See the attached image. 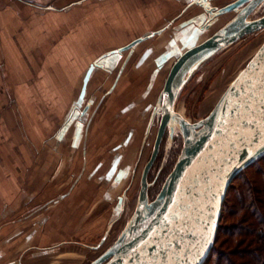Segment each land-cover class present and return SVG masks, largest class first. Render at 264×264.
I'll use <instances>...</instances> for the list:
<instances>
[{"label": "rangeland", "instance_id": "374dc122", "mask_svg": "<svg viewBox=\"0 0 264 264\" xmlns=\"http://www.w3.org/2000/svg\"><path fill=\"white\" fill-rule=\"evenodd\" d=\"M187 1L0 0V264H90L124 229L135 208L146 159L133 158L132 151L120 166L129 164L136 170L118 186H112L103 175L113 149L101 159H95L94 151H90L85 159L84 141L79 149L71 148L73 127L61 142L54 135L77 99L88 64L105 52L168 25L161 32L164 37L156 35L134 49L133 60L113 93L105 95L121 60L112 71L96 69L88 85L86 102L94 99L95 108L100 105L106 123L101 122L103 128L115 129L119 123L125 134L135 121L139 122L134 116L143 114L146 117L138 124L143 130L149 114L143 107L157 100L171 66L168 61L144 100L155 68L153 59L181 20L202 12L198 6H188ZM232 1L211 0V4L222 7ZM232 15L219 16L199 41L211 36ZM262 16L264 3L256 5L247 19ZM263 41L261 28L202 60L185 74L174 109L190 122L206 117ZM147 48L153 52L138 67V59ZM135 84V91H130ZM132 100L138 106L117 121L119 109ZM137 138L133 143L136 149L139 134ZM182 141L170 159L161 163L159 156L153 164L148 174V200L156 197L173 169ZM98 161L104 166L92 175ZM124 191L125 204L115 214L117 197ZM58 220H68V224Z\"/></svg>", "mask_w": 264, "mask_h": 264}, {"label": "water", "instance_id": "95a60500", "mask_svg": "<svg viewBox=\"0 0 264 264\" xmlns=\"http://www.w3.org/2000/svg\"><path fill=\"white\" fill-rule=\"evenodd\" d=\"M261 1L234 0L222 7L212 6L211 0L187 1L188 6H198L202 12L181 20L173 28L166 50L154 58L155 68L145 89L151 88L163 65L175 59L157 100L147 104L144 109H149L144 133L148 132L155 114L160 115L161 119L153 154L141 173L135 208L112 245L90 264H204L206 261L217 234L231 182L242 170L264 155V41L206 117L190 122L174 109V105L190 63L205 53H209L208 58L242 36L264 28V16L252 21L247 19ZM231 12L235 15L230 20L211 36L198 42L219 16ZM241 12L248 21L238 28H230V23ZM166 28L168 25L145 33L124 46L106 52L90 64L78 101L55 135L59 141L65 137L73 120V146H78L83 136V122L91 104L90 101L83 104V101L92 73L98 68L111 71L118 58L127 53L123 68L139 44L162 34ZM177 43L181 45L180 48ZM152 52L151 48L145 49L136 65H142ZM120 73L121 70L105 95L113 91ZM145 98L144 94L142 99ZM178 123L186 134L181 133ZM166 126L180 132L182 148L160 191L153 200H148L147 172ZM130 136L129 131L123 145ZM114 148L108 171L104 175L112 186L124 180L132 168L129 164L120 166L127 158L122 153L125 146L123 149ZM125 196L124 191L117 197L115 214L122 211Z\"/></svg>", "mask_w": 264, "mask_h": 264}, {"label": "trees", "instance_id": "16d2710c", "mask_svg": "<svg viewBox=\"0 0 264 264\" xmlns=\"http://www.w3.org/2000/svg\"><path fill=\"white\" fill-rule=\"evenodd\" d=\"M204 264H264V155L230 184Z\"/></svg>", "mask_w": 264, "mask_h": 264}, {"label": "flooded vegetation", "instance_id": "af4514ba", "mask_svg": "<svg viewBox=\"0 0 264 264\" xmlns=\"http://www.w3.org/2000/svg\"><path fill=\"white\" fill-rule=\"evenodd\" d=\"M264 3V0H262L257 6H262V4ZM239 14H242L244 18L245 17V14L243 12L239 13ZM238 14V15H239ZM235 15V14H234ZM234 15L230 16L229 17V20L231 19V17H233ZM228 21V20H227ZM226 21V22H227ZM181 22V21H180ZM179 22V23H180ZM225 22V23H226ZM169 27V26H168ZM161 36L164 37V34H160ZM167 42V41H166ZM166 42L162 45L163 46V49L161 50V52L164 50V47L166 45ZM201 42V40L199 41ZM178 44V43H177ZM161 46H158L155 48V50L157 51ZM160 52V53H161ZM133 58L132 57H129L124 65L123 68L122 67V64H123V59L121 60V65L119 66L118 70H117V73L118 71L121 70V73H120V77L118 80L121 79V77L123 76L124 74V71L125 69L127 68V65L129 64L130 61H132ZM175 59H171L169 63H172ZM168 63V61L166 62ZM166 63L163 65L162 69L164 68V66L166 65ZM114 66L110 69L111 71L113 70ZM153 68H154V59H153ZM101 69V68H100ZM102 70L106 71L105 69L102 68ZM160 70V72H161ZM159 72V73H160ZM152 74V72H151ZM117 75V74H116ZM115 75V77H116ZM129 77V75H127L125 78L127 79ZM158 77V76H157ZM115 80V78H114ZM114 82V81H113ZM113 82L111 83V85L109 86V88L105 91V94L106 92L110 89V87L112 86ZM119 84V83H118ZM136 85L138 84H135L133 85L132 89H130V91L134 92L136 88ZM117 83H116V86L115 88L117 87ZM152 86L153 84L150 85L151 88H148V90H145V95H146V98H147V95L148 93L150 92V90H152ZM147 87V86H146ZM114 88V89H115ZM113 89V91H114ZM146 89V88H145ZM112 91V92H113ZM87 94V92H86ZM90 101V107L86 113V118L84 119L85 121L83 122V130H82V133H83V137L81 138V142H82V139L84 140L85 142V152H87V148H86V143L89 142V140L92 142V151H94L93 153V157H95V159L99 158H103L105 155L107 154H110V152L112 151V149H115L114 147L117 148H120V149H123L124 146L127 147L129 145V141L123 145V141L125 139V136L127 135V133L130 131L131 133V136L130 138H134L135 140L138 139V134L140 135V138H139V141H138V148L135 149L134 151V158L137 159V160H141V159H146V162L144 163L143 167H142V170L144 169V167L146 166L147 162L150 160L152 154H153V146H154V140H155V136H154V133H153V127L155 126V121L158 123H156V125L159 126V122H160V115H157L155 114L153 117H152V121H151V125H150V128L148 130L147 133H144L145 131V127L143 128L142 127V131L140 130V128L135 125L134 127L132 126L131 128H129L127 131H125V134L122 132V128L119 127V123L117 124L118 126L115 127V129H108V126L107 127H102L104 124L106 125V123H104V120H102V115L100 114V110H99V107L100 105L95 108L96 106H94V103H95V100L94 99H89L87 102ZM133 102H136V101H130L124 105H122V107L119 109L120 110V113L122 114H117L115 116V119L117 121H119L122 117L124 116H128L129 113L131 112L132 108H134L135 106H138V104H134ZM140 102V101H139ZM86 103V102H85ZM133 103V104H132ZM93 109V111L91 110ZM143 109H145V107H143ZM92 111V112H91ZM119 111H117L116 113H118ZM152 111H150L151 113ZM143 114L140 116L142 117ZM139 116H136L135 115V118L137 120H141L139 119L140 118ZM158 118V119H157ZM110 121V119H109ZM112 121H115L114 119ZM147 121V120H146ZM103 122V123H101ZM108 122V121H106ZM111 122V121H110ZM74 123H75V120L72 121L71 123V126L69 127V129L71 127L74 128ZM147 123V122H146ZM112 123H108V125H111ZM115 124V122H114ZM116 125V124H115ZM146 126V124H145ZM103 128V129H102ZM137 128V129H136ZM158 128V127H157ZM92 133H95L96 134V137H92ZM91 134V138H88L89 135ZM124 137V138H123ZM118 138H121V140L119 142H115V139H118ZM129 138V139H130ZM114 139V140H112ZM179 140L182 141L181 139V136L179 133H177L176 130H171L168 126H166V128L164 129L163 131V134L161 136V140H160V143H159V147H158V150L156 152V155L154 157V160L150 166V168L148 169V172H147V182H148V174L150 172V170L152 169V166L153 164L155 163V161L157 160V158L160 156V162L162 163V161H167L168 159L171 158V156L174 155V152L176 151V148L178 146H180L179 144ZM98 141L101 142L102 145H98ZM81 142H79L78 144V147L80 146ZM112 145L111 147L108 146V145ZM151 144V145H150ZM91 151V150H90ZM88 154V152H87ZM87 154H86V157H87ZM112 154H114L112 152ZM113 156V155H112ZM99 164H97L98 166H95L92 170V175L93 174H96V172L101 168L102 163L101 161H98ZM136 165H134L135 167ZM135 171L136 168H131V171ZM118 186V185H117ZM149 186V185H148ZM148 190V189H147ZM148 191H147V196H148ZM151 195V194H150ZM64 196V195H63ZM117 197V196H116ZM125 209V208H124ZM58 223H62V224H68V220L64 222H61V221H58ZM75 235V233H73V236Z\"/></svg>", "mask_w": 264, "mask_h": 264}, {"label": "crops", "instance_id": "0c3cea01", "mask_svg": "<svg viewBox=\"0 0 264 264\" xmlns=\"http://www.w3.org/2000/svg\"><path fill=\"white\" fill-rule=\"evenodd\" d=\"M103 54H106V52L103 53ZM103 54H102V55H103ZM100 56H101V55H100ZM100 56H99V57H100ZM99 57H98V58H99ZM130 57H131V56H130ZM96 59H97V58H96ZM205 59H206V58H205ZM120 60H122V58L119 57L118 60L116 61V63L114 64V66H115ZM94 61H95V60H94ZM94 61H93V62H94ZM123 61H124V58H123ZM93 62H92V63H93ZM92 63H90V64H92ZM90 64H88V67L85 69V72H84V75H83V78H82V81H81V88H82V86H83V81H84V78H85V73H86L87 69L89 68ZM98 69H100V68H98ZM94 72H95V71H94ZM94 72H93V73H94ZM93 73H92V74H93ZM91 78H92V75H91V77H90V79H89V81H88V83H87V86H86V92L88 91V85H89V83H90ZM119 82H120V80H118L117 85H118ZM81 88H80V91H79V94H78V96H77V99L75 100V102H74V104H73L71 110L73 109L75 103L78 101V98H79V95H80V92H81ZM116 88H117V87H116ZM116 88H115V89H116ZM115 89H114V90H115ZM86 92H85V95H84V101H83V104H85V102H86ZM113 92H114V91H113ZM113 92H111V93H113ZM111 93H110V94H111ZM110 94H109V95H110ZM144 100H145V99H144ZM132 104H133V103H132ZM132 109H133V108H132ZM71 110H69V112H70ZM69 112H68L67 115L65 116V119H66V117L68 116ZM100 114H101V112H100ZM129 115H131V114L129 113ZM134 118H135V116H134ZM65 119H64V120H65ZM139 119H141V120H140L139 122H138V121H135L136 123L134 124V126H135V125L138 126V124H141V123L144 121L145 116H142V117H140ZM133 120H134V119H133ZM135 120H136V118H135ZM137 122H138V123H137ZM62 125H63V123H62ZM62 125H61V126H62ZM61 126H60V128H61ZM134 126H133V127H134ZM60 128H59V129H60ZM59 129H58V130H59ZM136 129H137V128H136ZM58 130H57V131H58ZM57 131H56V133H57ZM68 131H69V129L67 130L66 135H67ZM56 133H55V135H56ZM55 135H54V138H55V140H56L57 142H61V141L64 139V138H63L62 140L59 141ZM66 135H65V136H66ZM73 137H74V128H73L72 137H71V148H72V149H79V148L81 147V144H80L79 147H78V146H76V147L73 146V145H74V142L72 141ZM82 137H83V136H82ZM82 137H81V138H82ZM83 141H84V140L82 139V142H81V139H80L79 142L83 143ZM128 141L130 142L129 145H128L127 147H125L124 150H123V152H122V153L124 154V156L127 157V158H128V155H132L133 152H134L135 149H136L135 145L133 146V143H134V141H136V140L132 137V138H130ZM92 146H93V145H92V142L89 140V142L86 143V148H87V150H88L87 152H90V150L92 151ZM83 147H84V148H83V154H84L85 159H86V158H87V157H86L87 152H85V142H84V146H83ZM132 151H133V152H132ZM132 157H133V155H132ZM133 158H134V157H133ZM97 164H99V162H97V163L93 166V168H94L95 166H98ZM100 164H102V166H101V168H102V167L104 166V164H103V163H100ZM101 168H100V169H101ZM100 169H99V170H100ZM99 170H98L97 172H99ZM107 171H108V168L105 170L104 175L106 174ZM97 172H96V173H97ZM104 175H103V176H104ZM30 198H32V196H30ZM62 199H63V197H62ZM64 200H65V199H64ZM64 200H63V201H64ZM6 205H7V204H6ZM6 205H4V207H6ZM58 221H59V220H58ZM55 224H56V223H55Z\"/></svg>", "mask_w": 264, "mask_h": 264}, {"label": "bare ground", "instance_id": "6f19581e", "mask_svg": "<svg viewBox=\"0 0 264 264\" xmlns=\"http://www.w3.org/2000/svg\"><path fill=\"white\" fill-rule=\"evenodd\" d=\"M236 20V21H235ZM235 20H233L231 23H230V28H238L239 26H241L242 24H245L246 23V19L243 17V15L242 14H239L238 16H236V18H235ZM259 49V48H258ZM257 49V50H258ZM257 50H256V52H257ZM255 52V53H256ZM254 53V54H255ZM209 53H205V54H203V55H201L200 57H198L193 63H190L189 64V66L187 67V71H188V73L190 72V70H192V69H194V67L195 66H197V65H199V63L202 61V60H204L205 58H207V56H209L208 55ZM181 80H182V78H181ZM177 122H178V120H177ZM180 129V131H182V133L183 134H186V131L184 130V128L182 127V125L180 124V123H178V125H177ZM190 132V131H189ZM190 134H195L194 132H190Z\"/></svg>", "mask_w": 264, "mask_h": 264}]
</instances>
